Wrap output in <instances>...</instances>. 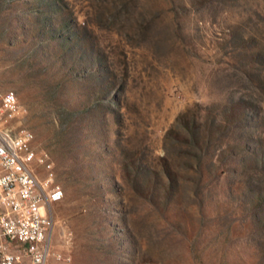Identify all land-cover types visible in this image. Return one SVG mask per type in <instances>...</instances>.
Masks as SVG:
<instances>
[{"label": "rangeland", "instance_id": "obj_1", "mask_svg": "<svg viewBox=\"0 0 264 264\" xmlns=\"http://www.w3.org/2000/svg\"><path fill=\"white\" fill-rule=\"evenodd\" d=\"M8 91L71 264H264V0H0Z\"/></svg>", "mask_w": 264, "mask_h": 264}, {"label": "built area", "instance_id": "obj_2", "mask_svg": "<svg viewBox=\"0 0 264 264\" xmlns=\"http://www.w3.org/2000/svg\"><path fill=\"white\" fill-rule=\"evenodd\" d=\"M28 111L14 91L0 93V264H71V233L65 249L54 246L53 207L64 192L55 182L50 155L34 147L35 136L13 122ZM36 166L46 176L36 173Z\"/></svg>", "mask_w": 264, "mask_h": 264}]
</instances>
